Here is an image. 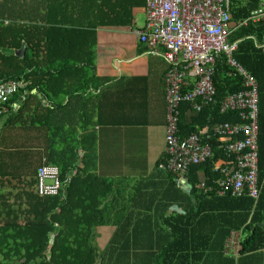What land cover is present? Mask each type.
I'll return each mask as SVG.
<instances>
[{"label":"crops","instance_id":"crops-1","mask_svg":"<svg viewBox=\"0 0 264 264\" xmlns=\"http://www.w3.org/2000/svg\"><path fill=\"white\" fill-rule=\"evenodd\" d=\"M49 5L50 0H42V12L34 10L28 20L44 26L62 23V28L74 31L53 34L52 43L58 47L49 57L64 60L54 73L58 79L49 72L33 76L40 89H33L29 98L17 93L10 100L12 109L0 119V222L3 201L14 209L21 193L36 194L38 169L44 159L57 155L44 151H51L46 145L54 127L58 134L59 129L65 131L58 153L64 152L70 162L81 167L83 154L95 147L99 177L140 185L135 192L136 186L129 189L122 183L127 191L121 228L113 224L94 229L95 264H264V212L255 210L257 203L246 223L228 236L235 234L240 240L237 256L223 251L228 239L222 241L225 225L206 219L195 224V234L182 235L162 225L161 217L180 214L171 210L173 206L185 214L196 203L181 197L177 185L173 187L174 176L157 168L165 152L168 67L161 48L149 49L134 35L140 18V27L145 24L146 0H55L57 14L52 17ZM230 28L234 29L232 23ZM46 55L44 49L41 56ZM42 59L43 67L52 68L46 65L52 58ZM195 115L187 111L183 124L189 125ZM24 203L30 208V200ZM253 216L255 223L250 225ZM244 244L249 250L243 251Z\"/></svg>","mask_w":264,"mask_h":264},{"label":"trees","instance_id":"trees-1","mask_svg":"<svg viewBox=\"0 0 264 264\" xmlns=\"http://www.w3.org/2000/svg\"><path fill=\"white\" fill-rule=\"evenodd\" d=\"M16 1L18 0H13V3ZM21 2L27 4L30 11L22 10L16 15L13 11L6 14L4 8L12 3L8 4V1L0 0V83L11 80L24 81L27 85L20 92L29 98L33 96L31 95L33 89H40L32 81L33 76L45 75L49 72L48 74L54 77V73L59 72L58 66L64 63L60 57L54 59L49 57L50 50L58 47L52 43L53 34L56 35L57 31H60L67 36L74 30L66 26L62 28L61 26L64 25L62 23H57L59 27L56 24L44 26L34 22L33 18L28 20L27 16L31 17L34 10L42 12V0ZM259 2L260 0H230V20L234 29L229 36V42L237 44L233 59L254 78L257 84L258 183L261 192L255 210L261 211L262 214L264 212V21L240 25L258 9ZM50 3L48 12L52 17L53 14H57V10L53 7L55 0H50ZM19 17L26 20H21ZM9 18L11 21L5 25ZM23 45H25V54L19 57L16 53ZM44 49L47 50L48 55L41 56ZM42 58H52L53 63H46L52 68L43 67ZM54 78L58 79V75ZM213 82L217 93L216 105L196 113L193 119L191 118L190 124L184 125L185 113L189 111V107L187 104H182L179 120L181 135H198L203 143L211 146L212 158L188 170L186 174L190 186L188 195L179 187H175L177 175L170 174L175 178L172 184L177 189L176 192L188 201L193 199L196 207L191 205L192 210L183 215L176 214L175 218L161 217V222L169 229L168 232L171 230L182 235L186 232L195 234V224L207 219L210 224L225 225L226 229L222 237L224 241L231 230H239L240 226L246 223L254 201L246 196L232 198L217 197L213 194L198 195L197 186L202 182L210 185L213 180L222 178L220 173L213 171L216 165H220L221 169L228 168L231 172L235 170L234 163L225 156L222 145L216 137H213L212 129L218 124L237 121V113L221 114L219 104L226 97L243 90L242 79L228 65L226 58L221 56L216 61ZM10 104L11 101L8 108L12 109ZM58 128L60 127H56ZM55 156L56 158L53 155L52 160L47 163L60 168L63 187L59 196L40 198L33 191H29L26 195L21 193L19 198L21 203L14 209L15 205L3 201L5 214L0 222L3 225L0 227V264H95L98 249L94 243V229L113 224L118 228L122 227L121 218L124 216L122 199L127 189L122 187L123 180L102 178L96 174L95 147L92 151L83 154L81 167L70 162L64 152ZM69 178L70 181L67 183ZM28 200L31 202L30 208L24 203ZM254 216L250 225L255 223ZM261 221L264 224V217ZM254 232L256 233V230ZM51 234H54L53 244H50ZM120 235L121 230L116 233V237ZM255 235H252V238ZM113 241L115 237L110 243ZM220 246L222 250L223 243ZM246 250L249 249L244 244L243 251Z\"/></svg>","mask_w":264,"mask_h":264},{"label":"built area","instance_id":"built-area-1","mask_svg":"<svg viewBox=\"0 0 264 264\" xmlns=\"http://www.w3.org/2000/svg\"><path fill=\"white\" fill-rule=\"evenodd\" d=\"M230 0H146L145 24L134 30L139 43L149 49L161 48L167 64L165 152L158 169L177 175L176 185L193 166L212 158V148L198 135L182 136L179 128L180 107L201 113L216 105L213 82L216 61L224 56L227 63L242 79L243 90L232 94L219 104V112L237 113L234 123H222L212 129L213 137L222 145L235 170L216 165L214 172L221 179L210 185L202 182L197 189L203 195L249 197L257 203L261 188L258 183V92L254 78L233 59L237 44L229 42ZM264 21V0L240 25ZM24 81L0 83V119L8 112L10 100L24 89ZM58 166L43 160L36 173L35 193L40 198L56 197L63 183ZM70 178L67 180L69 183ZM242 247L235 234L227 239L224 253L237 256Z\"/></svg>","mask_w":264,"mask_h":264},{"label":"rangeland","instance_id":"rangeland-1","mask_svg":"<svg viewBox=\"0 0 264 264\" xmlns=\"http://www.w3.org/2000/svg\"><path fill=\"white\" fill-rule=\"evenodd\" d=\"M6 1H8V4L9 3H12L11 5H9L6 8H4L6 14L11 13V11L16 12V15L19 14V13H21L22 10L30 11L28 9L27 4H23L21 2L22 0H18L16 2H14V3H13V0H6ZM28 4H30V3H28ZM12 5H14V6L13 7H10ZM0 13H1V10H0ZM13 15L14 14H12L11 16L13 17ZM28 17L29 16H27V18ZM19 18L21 20H26L25 18H21V17H19ZM10 21H11V18H9L4 24L6 25ZM137 22H138V24H137L136 28L139 29V28H141L140 26L144 23V19L143 18H140L139 21H137ZM49 133H51L50 138H48L50 142L46 146H48V147L50 146L51 147V151L45 150V149H44V151L47 152V153H49V152H52L54 150L53 153L54 154H57L58 151L62 150V148L60 149L61 144H62V141L61 140L63 139V135H64L65 131L62 133L61 132V129H59V134H58V133H56V131L54 130V127H53V128H51V131H49ZM124 184L129 189H131L132 186H134V187L136 186L135 189H133V191H135V192H137L139 190V188H140V185L139 184L137 185L135 182H131L130 183V182L124 181ZM52 241H54V238L52 239ZM51 243L53 244V242H51Z\"/></svg>","mask_w":264,"mask_h":264},{"label":"water","instance_id":"water-1","mask_svg":"<svg viewBox=\"0 0 264 264\" xmlns=\"http://www.w3.org/2000/svg\"><path fill=\"white\" fill-rule=\"evenodd\" d=\"M25 54V45H23L22 46V48L16 53V55H18L19 57H23V55ZM183 181H182V187H181V189L184 191V192H189V190H190V186L187 184V177L186 176H184L183 177V179H182ZM171 210H174V211H176L177 213H180V214H183V212L182 211H180L178 208H177V206H173L172 208H171ZM50 242H52V240H50Z\"/></svg>","mask_w":264,"mask_h":264}]
</instances>
